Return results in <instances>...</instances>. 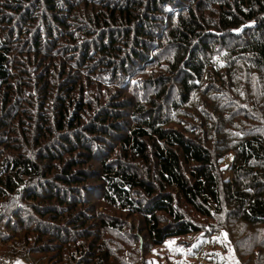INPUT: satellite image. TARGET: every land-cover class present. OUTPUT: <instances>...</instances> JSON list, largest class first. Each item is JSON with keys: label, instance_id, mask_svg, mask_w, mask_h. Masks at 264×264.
Wrapping results in <instances>:
<instances>
[{"label": "trees", "instance_id": "obj_1", "mask_svg": "<svg viewBox=\"0 0 264 264\" xmlns=\"http://www.w3.org/2000/svg\"><path fill=\"white\" fill-rule=\"evenodd\" d=\"M70 1L0 0V264H92L89 247L74 246L75 256L68 257L70 236L81 237L86 225L84 214L64 213L67 202L76 198L72 194L79 192L94 193L103 205L138 217L152 245L196 236L201 231L181 210L186 207L207 220L220 213L214 171L225 152L233 153L231 172L248 191L237 216L245 227L264 228V0H92L96 8L88 0ZM58 7L73 14L70 24L79 32L82 27L97 32L84 39L85 45L90 40L89 49L98 44L94 51L101 54L98 65L104 75L113 81L130 75L128 85L141 83L143 93H151L143 104L130 106L126 119L130 102L123 99L108 101L87 121L81 122L80 109L68 110L67 94L81 82L66 74L64 65L41 64V38L51 39L53 25L67 28L66 19L56 15ZM8 11L14 20H8ZM37 15L42 21L36 25L32 18ZM15 21L31 24L30 43L13 42L14 33L6 28ZM160 60H167L163 75L143 82L131 78L149 66L159 68ZM37 63L46 72L37 81L23 79L24 70L21 76L10 70L31 71ZM57 71V95L64 96L51 106L52 131L39 116L36 131L44 143H35L32 160L14 148L15 125L23 130L21 121L33 119L24 108L31 106L30 89L42 87L44 99L51 96L54 83L48 80ZM113 81L107 90L121 92ZM246 105L252 108L250 118ZM194 117L199 129H186L182 121ZM247 118L253 126L241 131ZM198 131L206 138L200 139ZM114 142L122 156L109 159L105 147ZM96 158L98 167H89ZM52 170L56 182L47 177ZM57 220L78 227L79 234L63 230ZM259 243L254 261L264 264L258 254L264 239ZM209 246L210 238L195 241L194 257Z\"/></svg>", "mask_w": 264, "mask_h": 264}, {"label": "rangeland", "instance_id": "obj_2", "mask_svg": "<svg viewBox=\"0 0 264 264\" xmlns=\"http://www.w3.org/2000/svg\"><path fill=\"white\" fill-rule=\"evenodd\" d=\"M32 2L30 4H32ZM70 2L75 3V0H71ZM88 2L93 4L92 7L94 6V8H96L97 3L92 2V0H88ZM59 4L66 5L62 1H59ZM77 8V12L80 10L82 12L81 8L84 7L78 6ZM85 10H88V8ZM65 11V8L58 7L56 15L58 14L61 19H66L67 28L63 30L62 28L53 25L52 27L54 28L50 29L52 32L50 37L51 39L47 41L46 37L44 39L41 38V41H43L44 44L43 49H41V52L44 55L41 59L43 62L41 64L44 65V62L48 60L52 62L57 69L64 65V68H66L65 73L71 74V77L74 76L75 80H79L81 82V85H73L71 87L72 91L67 94L70 100L68 110H70L71 114H74L76 112L74 110L75 108L80 109L81 111H77V113L80 112V116L82 117L81 122L83 120L87 121L86 118H91L94 110H102L108 105V101H115L118 99L130 102L125 104L128 108L127 109L125 107L127 112V115H125L126 119L130 113V106H132L135 102H144L143 99L145 98L146 100L148 95L152 96L151 93H148L147 91H144L143 93L144 85L141 86V83H137L135 85L130 83L128 85L127 83L130 81V75L128 77L126 76L125 80L118 77L117 79L115 78L116 80L114 79V81L111 77H108L107 74L104 75V72L102 69L100 70L99 67L101 54L99 55V53L94 51V49L96 50V47H98V44H95L94 49L93 46L89 49L87 47L90 40L87 42V45H85V41L87 40L84 39L85 35L90 34L89 38H87L90 39L97 32L93 30L91 33L86 27H82L83 32H79L76 27L70 24L73 14L70 15ZM7 15L9 16L8 20H14L16 17V15H12L9 11L7 12ZM48 16L50 18L53 17L51 15ZM41 21L42 20L38 18V15L33 16L32 18L33 24L37 25ZM82 22L83 24L89 26L86 19L82 20ZM24 23L25 22L23 21H15V23L13 22L10 25H7L8 27L6 29L8 33H14L13 42L16 43V41L20 40L21 42L30 43L29 35L31 32V24L27 25ZM86 51L87 56L83 54V52ZM166 61L167 60H160L159 63L161 66H159V68L149 66L143 74L140 73L138 74V77H134L136 74L134 73L131 78H135L136 80H141L143 82V80H151L153 77L156 78L157 76H161L166 69L163 67L164 62ZM39 64L40 63H37L31 71L25 69L21 70L19 67L15 66H12L10 70H13L15 75L19 73V76H21V71L24 70L27 74L23 79H26L29 82L32 80L37 81L40 77L44 78L46 75L45 70L42 69ZM55 73V76L52 77L53 79L49 78L48 80L49 83H54L51 94L52 97L50 96L49 98L46 97V99H44L40 93V89H42V87L38 89L37 86L34 90L30 89V93L32 94V96L29 97L31 99V106L26 103L24 108L26 111L30 112L33 119H23L21 121V126H24L25 128L23 130L21 128L18 129V126L15 125L17 132V146L14 148L17 150V153L31 157L32 160H35L36 158L35 143H44V141L40 139V136H37V120L41 118L39 116H44V124L48 123L47 125L51 126L50 131H52V119L55 118V115L51 113V106L53 105L56 97L61 98V96H64L62 93L60 94V97L57 95L56 86L59 84V75L58 71ZM103 75L104 78H101ZM87 78L89 83L85 80ZM111 81L116 84V87L120 89L121 92L113 94L111 92H115L116 89L107 90L109 87L108 83ZM62 83L66 84L64 81ZM110 87L115 86L111 85ZM136 87L138 88L135 89ZM105 89L108 92L101 94V90ZM243 108L246 111V115L250 118L252 115V108L249 105H246ZM192 114L193 113H190V116ZM194 118L197 123H195L194 120H187V122L182 121V124L186 129H199V120L197 117ZM127 121L129 122V119H127ZM130 123L131 122H129V125ZM192 124L196 126L193 128L191 127ZM252 126V121L247 118L243 121L241 131L248 130L252 128ZM199 134L200 139L206 138V134L200 132ZM210 138L211 136L209 135V139ZM51 139H53V137ZM53 140L57 141L58 139L54 138ZM99 145L102 146V144ZM105 148V153L109 154V159H118L122 156V151L119 148L116 149L115 142L111 145H107ZM232 154V152H225L216 159V170L214 171V175L218 181L217 185L220 192V213L217 216H213V219L207 220L193 214L192 211H189L186 207H183L181 210V213L184 214V218H186L189 222L191 221L195 223L197 228L201 231L196 236H191V238L184 237L170 239L168 241H164L162 245H152V243L147 239V234L144 232V224L138 217H132L129 212L119 211L116 208L103 205L101 202L102 200L98 196L94 195V193H85L83 195L79 192L77 195L72 194L75 195L76 198L75 200H69V202H67L69 204L66 205L67 207L64 209V213L68 210H73L71 211L72 213L76 212L77 214H84L83 217L86 225L84 229L79 231L81 237L69 235L70 238L72 237V242L68 245L70 248L68 251V257L71 258L75 256V253L72 250L74 246L82 245L94 250L93 258L87 257L89 262L92 264H97L99 260L104 264H218V260H220L219 264H255L256 261H254L255 256H253V252L254 250H257L256 244L261 245L259 242L261 239H264V228H259L258 226L245 227L241 218L236 214L238 210L237 208L241 205L242 198L245 194L247 196L248 191L244 187L243 183L239 181L231 172L233 161ZM39 158H42V155ZM64 158L67 157L65 156ZM99 159L100 158H96V163H90L89 167L91 166L94 169L98 167ZM140 165L141 164H138V166ZM54 172L55 170H52L49 173V176H47L48 179L50 178L49 180L53 177H51V175ZM41 174L46 175V169H44ZM51 181L56 182L55 180ZM89 183L91 184L93 181ZM60 195H63L61 191ZM135 196L140 199L143 198L144 194L137 192L135 193ZM66 197L68 196L66 195ZM72 213L69 214V218L73 216ZM56 223L63 230H65V228H69L67 231L71 234H79L77 233L79 230L78 227L71 228L69 227V223H62L58 220ZM211 233H213V235H211ZM80 238L83 239L80 241ZM206 238H210V246L205 248L204 254L195 258L193 255L194 251L192 250V244L195 241L201 239L205 240ZM258 254L261 257H264V246ZM16 264L20 263L17 262Z\"/></svg>", "mask_w": 264, "mask_h": 264}]
</instances>
